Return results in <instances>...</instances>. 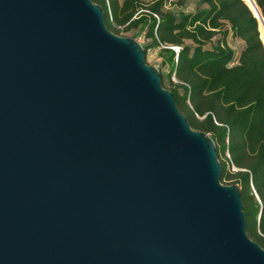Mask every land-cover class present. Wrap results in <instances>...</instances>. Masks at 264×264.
Wrapping results in <instances>:
<instances>
[{"label":"water","instance_id":"obj_1","mask_svg":"<svg viewBox=\"0 0 264 264\" xmlns=\"http://www.w3.org/2000/svg\"><path fill=\"white\" fill-rule=\"evenodd\" d=\"M220 174L98 4L0 0V264H264Z\"/></svg>","mask_w":264,"mask_h":264},{"label":"trees","instance_id":"obj_2","mask_svg":"<svg viewBox=\"0 0 264 264\" xmlns=\"http://www.w3.org/2000/svg\"><path fill=\"white\" fill-rule=\"evenodd\" d=\"M91 1L108 30L140 34L145 58L157 52L162 86L213 141L220 181L239 188L246 234L264 249V44L253 12L243 0H191V11L189 0ZM253 2L264 22V0Z\"/></svg>","mask_w":264,"mask_h":264},{"label":"rangeland","instance_id":"obj_3","mask_svg":"<svg viewBox=\"0 0 264 264\" xmlns=\"http://www.w3.org/2000/svg\"><path fill=\"white\" fill-rule=\"evenodd\" d=\"M194 8V2H192L191 0H189L187 2V4L185 5L184 9L186 11H191L192 9ZM259 31H260V38L262 40V43L264 44V29H263V26L261 23H259ZM133 35L136 36V41L140 44H143L144 43V39L143 37L138 34L136 35L135 33L133 32H121L119 36H123V37H132ZM230 44L235 47V49L237 50L238 49V46H239V41L238 40H231L230 41ZM146 62L149 64V65H152L154 67H157L158 64H159V59L157 57V52L154 51V50H149L148 51V54L145 58Z\"/></svg>","mask_w":264,"mask_h":264},{"label":"bare ground","instance_id":"obj_4","mask_svg":"<svg viewBox=\"0 0 264 264\" xmlns=\"http://www.w3.org/2000/svg\"><path fill=\"white\" fill-rule=\"evenodd\" d=\"M243 1L252 9V0H243Z\"/></svg>","mask_w":264,"mask_h":264}]
</instances>
